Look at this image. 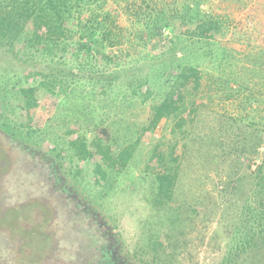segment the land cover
<instances>
[{
  "label": "rangeland",
  "instance_id": "obj_1",
  "mask_svg": "<svg viewBox=\"0 0 264 264\" xmlns=\"http://www.w3.org/2000/svg\"><path fill=\"white\" fill-rule=\"evenodd\" d=\"M133 1L119 0L122 8L117 9L131 34L126 50H114L125 71L118 76L121 86L100 93L86 73L79 74L57 94H41L32 127L20 126L16 118L15 103L23 99L14 86L34 59L0 47V264H92L99 250L87 263L85 230L94 231L95 225L97 236L105 234L99 244L112 247L116 264L220 263L231 237L227 214L240 212L245 197L225 189L224 181L234 178H226L227 172L252 176L260 165V157L247 153L250 133L256 126L264 128V0H195L227 25L221 37L210 40L178 36L170 26L151 40H140V35L145 38L144 33L136 36L141 25L132 24L125 12L126 2ZM143 2L160 9L165 1ZM232 27L243 35L227 33ZM185 65L200 71L198 91L186 94L188 103H199L197 110L186 111L180 127L163 119L137 143L149 119L148 104L163 93L164 77ZM132 72L159 84L151 99L138 94L139 99L125 100L124 83ZM248 89L257 101L245 100ZM70 130L88 141L106 131L102 138L110 145L118 150L129 146L126 166L106 169V179L95 184L89 165L69 149ZM181 139L186 145L175 190L185 221L180 233V220L173 227V194L162 204L156 199L148 160L155 145L167 158ZM202 201L208 202L205 208L193 214L189 207H200ZM82 209L92 216L82 215Z\"/></svg>",
  "mask_w": 264,
  "mask_h": 264
},
{
  "label": "trees",
  "instance_id": "obj_2",
  "mask_svg": "<svg viewBox=\"0 0 264 264\" xmlns=\"http://www.w3.org/2000/svg\"><path fill=\"white\" fill-rule=\"evenodd\" d=\"M164 1L160 9L155 4L151 6L143 0L139 3L135 0L126 2L125 8L128 11H125V8L123 10L127 13L130 22L141 25L136 36L141 33L145 35V38L140 35V40L146 37L151 40L161 35L163 29L169 26L178 36L197 37L200 40L221 37L224 28L227 29L222 16L201 9L199 1L194 0L190 3L191 6L189 0ZM121 2L119 0H0V47L14 53L18 50L24 51L35 62L14 86L23 99L22 103H15L16 118L20 126L32 127L36 124L38 115L35 114V109L40 104L41 94L45 92L57 94L58 90H64V86L78 79L79 74L86 73L100 93L113 90L116 85L121 86L118 84V76L125 71L124 66L120 65L121 62L118 63L116 59L119 54L114 50L121 52L126 50V42L131 35L129 28L121 23V14L117 10L119 7L122 8ZM229 32L235 37L243 35L234 27L231 31L230 29L227 31ZM164 79L165 84H161L164 87L163 93L156 100L150 97L159 84L155 85L156 83L145 74L140 76L132 72L128 82L125 80L124 87L128 89L125 96L127 102L138 98L139 95L142 96L140 99H151L147 107L149 119H146L148 121L144 124L136 140L137 143L142 137L146 139L163 119L169 121L173 119L180 127L185 122L181 119L184 117L183 114L186 111L190 114L197 110L196 106L199 103L195 107L193 106L195 101L189 100L188 103L186 94L197 92L201 86L198 68L185 65L180 67L176 74L168 75ZM247 91L245 100L251 98L257 101L253 90ZM248 95L250 97H247ZM255 129V132L250 133L249 142L252 141V144L247 154L248 158L260 157L259 167L252 176L238 170L235 173L229 171L226 178L234 177L233 181H224L225 189L232 193L241 191L245 197L242 196L240 212L227 214V219L229 216L227 231L231 233V237L219 264H264V149L261 153L259 151V147L264 145V128L260 129L256 126ZM71 131L67 135L69 149L81 164L89 165L95 184L103 183L106 179V169L126 166L131 155L129 146L118 150L110 145L102 138L106 131L102 130L103 134L90 141L77 133L74 135L75 132ZM183 136L187 137V134ZM246 137L243 136L244 141ZM181 144L183 148L180 150L178 146ZM185 145L184 139L173 144L166 158L165 152L157 144L148 160L149 167L155 172L156 199L162 204L163 200L169 201L173 194V211L177 209L175 213L173 212V227L176 220H180V233L182 223L185 221H181L182 205L175 201V190L178 186L182 150L185 149ZM77 175L78 173L73 176ZM248 180L251 183L247 187ZM204 203L208 202L202 201L200 207H188L192 209L193 214L194 212L200 214L205 208ZM76 206L80 205L76 203ZM80 212L87 217L92 216L91 210L82 209ZM94 229L97 231L99 228L95 225ZM95 230L90 228L85 230L88 233L85 235L89 246L85 252V260L94 257V251L98 249L99 256L95 258L96 261L90 262L89 259L87 263L116 264L119 258L114 255L112 247L105 242L99 244L105 234L97 236ZM111 239L110 243H114V235H111Z\"/></svg>",
  "mask_w": 264,
  "mask_h": 264
}]
</instances>
